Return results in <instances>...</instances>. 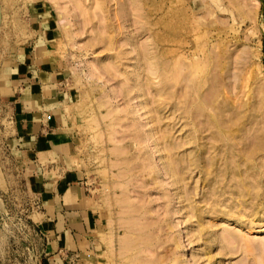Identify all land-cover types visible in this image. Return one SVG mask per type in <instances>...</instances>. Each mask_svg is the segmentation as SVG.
<instances>
[{"label": "rangeland", "instance_id": "obj_1", "mask_svg": "<svg viewBox=\"0 0 264 264\" xmlns=\"http://www.w3.org/2000/svg\"><path fill=\"white\" fill-rule=\"evenodd\" d=\"M72 1L0 0V69L29 33L30 8L51 10L59 31L57 53L76 92L72 108L57 111L60 121L69 118L70 129L62 167L79 174L98 218L73 264H124L120 243L128 227L118 219L129 216L120 214L130 213L129 204L139 208L135 229L145 227L165 241L159 249L141 245L146 258L167 256V264H264V206L253 214L249 199L235 209L242 220L217 215L233 206L232 197L211 196L215 177L207 172L218 173L225 165L215 161L212 168L211 136L205 133L202 140L198 120L185 112L184 84L173 88L171 77L176 63L190 65L214 49L223 52L226 64L216 72L225 95L234 105L248 101L251 89L264 84V0H119L118 6L115 0H77L84 17ZM143 86L148 95L146 90L141 96ZM4 103L0 97V264H43L41 201L32 188L33 168L17 142L12 108ZM163 144L173 148L170 155L184 183L173 178ZM185 185L197 193L198 219L181 198ZM220 199L223 207L216 206ZM226 230L241 242H221Z\"/></svg>", "mask_w": 264, "mask_h": 264}, {"label": "crops", "instance_id": "obj_2", "mask_svg": "<svg viewBox=\"0 0 264 264\" xmlns=\"http://www.w3.org/2000/svg\"><path fill=\"white\" fill-rule=\"evenodd\" d=\"M28 23V35L10 63L1 66L0 97L12 108L18 145L33 168L32 188L41 201L38 226L46 237L43 264H73L98 224L81 177L62 167V155L68 153L63 139L70 129L69 118L60 121L57 111L72 108L76 92L57 53L55 15L44 5L32 6ZM52 164L59 165L48 168Z\"/></svg>", "mask_w": 264, "mask_h": 264}, {"label": "bare ground", "instance_id": "obj_3", "mask_svg": "<svg viewBox=\"0 0 264 264\" xmlns=\"http://www.w3.org/2000/svg\"><path fill=\"white\" fill-rule=\"evenodd\" d=\"M97 1L100 2V0ZM115 1L116 5L118 6L119 0ZM72 3L76 5L78 9H80L79 15L80 17H82L84 13L81 10L82 7L80 6V4L77 2V0H73ZM100 8L102 9V7ZM101 14L102 13H96V17H98L100 21H102ZM208 50L206 52L203 51L204 53L200 54V56L204 59L198 58L196 61H193L192 64L190 63V65L186 62H175L176 65L178 64L179 67L175 68V65V67L173 66L174 68L172 69V71L170 70L172 73L171 77L173 80V88H176L178 84H184L182 87L184 88V90L181 88L184 91V97L186 98V101L183 102L184 106L186 107V111H184L188 114L192 113L194 119L196 118L198 120V125H200V127L199 129H197L202 137V140L206 139L205 133H209V135L211 136L210 150H214L213 153L215 154L211 157L212 168L215 165V161L218 162L222 160L223 165H225L224 169H220V171L218 172L220 174L214 173L215 170L212 171V169L208 170L207 172L208 176L215 177V187L211 192V196L214 197L217 194H220V197L223 198L225 195L229 194V196L232 197L233 206H230L229 210L226 206L225 209H223L222 212L217 215L225 217L228 220H242L240 218V214H238L236 210L239 208H244L245 203L249 199L251 200V207L254 210L253 214H259V211L257 212L256 210L264 206V203L261 202V198L264 192V163L262 162L264 161V84H257L258 81H256L255 83L259 86L256 85L255 89L250 88L251 94L249 100L242 101L241 103L234 105L231 98L225 95L227 90L224 91V89H222L223 86L221 84L218 74L216 73L218 69L222 70L225 68L224 65L226 64H224L223 62L221 63V61L223 60V52L216 53L214 49H210L209 51ZM145 61L147 63V67L151 68L153 64L151 63L150 59L147 58ZM175 63H173V65ZM163 64L164 63H162V65ZM167 64H169V62ZM110 67L111 69L113 68L112 66H108V68ZM164 67L166 68V66ZM144 70L146 71V69ZM117 72L121 74L120 71ZM251 73L253 74V72ZM160 77L162 78V75ZM252 77H254V75ZM126 80L129 81L128 77L126 78ZM172 80L169 81L172 82ZM157 82H159V79L157 80ZM140 83H143L142 79ZM161 84L163 83L161 82ZM140 89H142V87ZM146 90L147 89L143 86V92L141 93V96L146 95ZM110 103L111 102H109V104ZM108 117L110 118V116ZM110 141H112V139H110ZM131 147L132 145H130V149H132ZM160 149H163L168 154L167 166L173 173V178L175 179V181H177V183H184L185 177L182 171L176 168V162L170 155V152L173 150V148L163 144ZM218 150H222L223 152L221 154H218ZM182 194L183 195L181 198H184V200L188 201L190 204V209L193 212V218L198 219V215L194 213L195 206L193 205V199L197 193L191 192L185 185L182 188ZM216 202V206L223 207L225 205L223 199L217 200ZM128 208L130 209V213L123 212L120 214H128L129 216H123L118 219L119 221L122 220V224H125L128 227V229L126 228V226L124 227V231H126V229L128 231L126 238H124L123 241L121 240L120 243L123 249V252L120 254L122 262L124 264H167V256H158L154 259L152 257L151 259L150 257L146 258L145 255L142 254L143 251H140L141 245H147L148 247L159 249L161 247H164L165 241L160 236L154 237L153 234H151L150 232L146 233L145 227L141 228L140 230H136V225L133 223V220L135 217L134 213L138 212L139 208L136 210L134 205L131 204H129ZM142 220L141 221L144 222V219ZM144 224L146 226V223ZM251 230H253V228H251ZM155 231L157 233V230ZM161 231H163V229H161ZM225 232L226 234L220 235L218 238L221 242L227 243L229 245L241 242L239 235L235 232H232L231 230H226Z\"/></svg>", "mask_w": 264, "mask_h": 264}]
</instances>
